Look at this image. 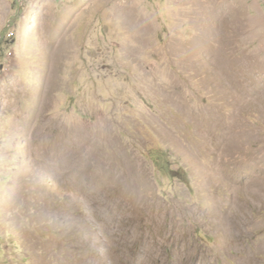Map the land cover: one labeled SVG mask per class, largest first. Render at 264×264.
Listing matches in <instances>:
<instances>
[{
    "label": "rangeland",
    "instance_id": "374dc122",
    "mask_svg": "<svg viewBox=\"0 0 264 264\" xmlns=\"http://www.w3.org/2000/svg\"><path fill=\"white\" fill-rule=\"evenodd\" d=\"M0 264H264V0H0Z\"/></svg>",
    "mask_w": 264,
    "mask_h": 264
},
{
    "label": "bare ground",
    "instance_id": "6f19581e",
    "mask_svg": "<svg viewBox=\"0 0 264 264\" xmlns=\"http://www.w3.org/2000/svg\"><path fill=\"white\" fill-rule=\"evenodd\" d=\"M76 149H77V148H76ZM119 149H120V148H119ZM119 152H120V151H119ZM119 152H118V157H119V160H120ZM120 153H121V152H120ZM122 156H124L123 153H122ZM109 157H110V156H109ZM126 158H127V157H126ZM126 158H125V159H126ZM130 158H131V156H130ZM114 159H115V158H114ZM128 159H129V158H128ZM130 160H131V159H130ZM132 160L135 161L136 159L133 157ZM110 161H111V160H110ZM131 162H132V161H131ZM135 162H136V161H135ZM114 163H116V162H114ZM127 163H129V162H127ZM138 163H139V162H138ZM116 164H117V163H116ZM111 165H112V164H111ZM132 165H134V163H133ZM136 166H137V167H133V166H132V168H134L135 170H137L138 175H140V172H139V171H140V167H141V166H140V165H136ZM121 169H122V168H121ZM141 169H142V168H141ZM127 170H128V169H127ZM141 173H142V172H141ZM131 175H132V174H131ZM133 177H134V176H133ZM130 180H131V179H130ZM122 181H123V180H122ZM128 189H129V188H128ZM139 191H140V190H139ZM138 217H139V216H138ZM139 218H140V217H139ZM128 222H129V221H128ZM116 223H117V222H116Z\"/></svg>",
    "mask_w": 264,
    "mask_h": 264
}]
</instances>
